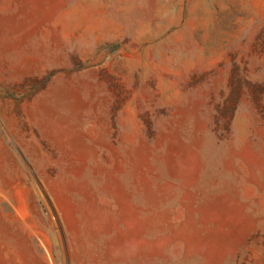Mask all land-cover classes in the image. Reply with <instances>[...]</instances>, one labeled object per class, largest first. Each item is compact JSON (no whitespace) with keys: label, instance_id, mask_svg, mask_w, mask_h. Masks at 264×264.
I'll use <instances>...</instances> for the list:
<instances>
[{"label":"rangeland","instance_id":"374dc122","mask_svg":"<svg viewBox=\"0 0 264 264\" xmlns=\"http://www.w3.org/2000/svg\"><path fill=\"white\" fill-rule=\"evenodd\" d=\"M0 264H264V0H0Z\"/></svg>","mask_w":264,"mask_h":264}]
</instances>
